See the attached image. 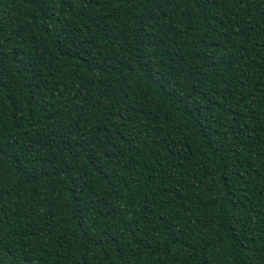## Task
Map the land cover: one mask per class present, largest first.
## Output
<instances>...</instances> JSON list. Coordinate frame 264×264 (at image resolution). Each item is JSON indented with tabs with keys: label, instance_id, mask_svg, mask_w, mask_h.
I'll return each mask as SVG.
<instances>
[{
	"label": "trees",
	"instance_id": "obj_1",
	"mask_svg": "<svg viewBox=\"0 0 264 264\" xmlns=\"http://www.w3.org/2000/svg\"><path fill=\"white\" fill-rule=\"evenodd\" d=\"M0 264H264V0H0Z\"/></svg>",
	"mask_w": 264,
	"mask_h": 264
}]
</instances>
